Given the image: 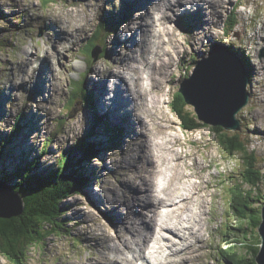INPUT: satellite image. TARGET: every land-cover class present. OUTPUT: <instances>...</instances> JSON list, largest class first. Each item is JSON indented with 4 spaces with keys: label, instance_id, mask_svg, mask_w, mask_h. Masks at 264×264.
Masks as SVG:
<instances>
[{
    "label": "rangeland",
    "instance_id": "374dc122",
    "mask_svg": "<svg viewBox=\"0 0 264 264\" xmlns=\"http://www.w3.org/2000/svg\"><path fill=\"white\" fill-rule=\"evenodd\" d=\"M127 3V0H0V124L3 122L5 124L4 126L0 125V137L6 139L7 142L4 148L5 154L2 158L5 169L15 170L16 166L23 163H33L34 161L40 169L44 170L51 167L57 169L59 164L56 163L62 151L73 149L74 145L78 147L85 146L83 141L78 143V139H84L85 142L91 144L95 134L91 135L93 129L91 131L87 130L93 125L92 114L89 115L84 106L90 108L92 106L89 105L87 100L82 101L83 96L81 94L85 95L88 92L87 90H92L97 94L100 93L99 89L97 90L95 87V82L98 78L102 80L101 76L108 72L107 70L101 73L104 67L105 70L108 69V65H103L105 63L110 64V61H112L109 51L112 53L117 46H120L115 43L116 36L114 35L116 32H113V30L116 27H114V23L125 15ZM151 3V0H135V13L140 9L146 10V8L147 11L152 13ZM100 5L105 7V12H99ZM188 8L192 7L189 6ZM177 9L178 12L174 16L170 12L173 17V20L168 23L170 33L175 32V34L185 36L190 25L195 21V15L193 12L188 15H186L187 13L182 14L180 5H177ZM75 12L81 14L76 16ZM89 12L91 13L88 14ZM220 14L222 19L217 23H212L217 27L215 30L211 28L214 31L213 33L209 28L210 31L208 30V32L197 37V40L196 38L188 39L189 45H187L188 43L183 44L184 51L180 56L175 57V65L171 71V75H173L168 77L163 88L158 91L157 83L154 81V88L144 90V97L136 100L138 107L143 112L145 110L142 119L143 121L147 120V127H156L149 135L153 143L156 141V139H153L160 137L162 133L165 137L167 134L170 135L173 141L175 137L177 144L179 143L175 152L181 151L180 159L184 160L181 167H184L185 172L192 173L194 179L196 178L199 193L203 195L205 204H207L204 212V217L206 216L203 221L204 227L197 230L198 223L194 226L196 235L202 234L201 240H197L198 237H191V248L195 251L189 250L180 253L188 258L181 264H226V262L227 264H234L237 261L235 258L246 251L242 243H235L232 249L228 248L229 255L232 258L226 260L222 253V250L230 245L229 240H232L233 243L236 238L242 239L244 235L242 231H235L234 229L237 226V219H235L237 212L233 210V206L237 205L236 192L246 193L251 188L243 177L246 167H250L251 161L249 163V160L251 157H245L247 153L242 149H236L232 146L229 148L227 142L229 139L225 140L220 133H214V130L218 129L220 125L200 124L194 126L195 120L192 116L197 114L195 106L186 102L179 91L184 81L193 76L194 71L212 52H222L234 62L237 69V83H235V86L240 96L235 95L228 101L221 102L219 107L223 112L221 114L219 110L216 117L220 118L221 115L228 114L229 107L233 106L236 100H238V105H242L234 112L235 119L241 122V131L235 129L237 131L235 132L229 121L227 123L228 127L222 128V132L227 133L229 136L235 135L239 140H243L249 147V153L256 157V167L264 173V82L261 83L260 87L257 84L260 80H264V42L258 39L260 37H254L257 31L264 33V0H229L226 1ZM86 15L88 16L87 22L82 20L85 19ZM179 18L183 24L182 26L176 25ZM130 21V19L126 20V25L134 26ZM225 21L229 33L224 30ZM105 22H109L106 32L103 27ZM84 26L88 27L85 28ZM157 26L158 24L155 23L154 27L156 29ZM93 32H96L95 35ZM156 32L158 31L156 30ZM214 33L216 34L215 38L212 37ZM156 37L158 39V36ZM211 37L214 41L203 42L206 39H211ZM166 38L168 39V36H165ZM72 40L74 41L72 42ZM111 40L113 42L110 44ZM192 41L193 45H191ZM202 42L203 44H201ZM228 42H231V46L226 44ZM99 45H103L104 49L103 52L97 55L94 49ZM132 46L135 48L131 51L135 54L131 59L132 65L135 66L138 72L148 70L146 59L142 60V57L140 58L136 43H132ZM90 47L91 50L93 49L91 53H94L96 59L90 56ZM234 48H237L239 54L244 55L245 62L242 63L246 66L250 77L247 86L249 101L247 100L246 104L240 101L242 96L239 83L244 79V70L234 58V54H236ZM118 51L119 54L125 55L128 49L122 45ZM236 56L238 57V55ZM78 60L83 62L80 71H77L75 66V62ZM254 61L257 64H254ZM46 64L50 68L54 67L51 69V73L54 74L55 78L48 83L51 87V97L49 98L48 94H45V96L39 94L41 98H39L40 100L36 105L40 89L34 83L39 84L37 79L40 78V69L42 70V67ZM94 64L103 67H94V73L88 77V70L85 71V69ZM33 68H35L34 73H32ZM154 68L150 69L152 73L155 71ZM158 77L160 75L156 78ZM163 78L165 80V76H161L162 80ZM91 79L95 80L91 81ZM83 86L85 88H82ZM29 88L32 91L28 90ZM9 93L11 94L10 99L4 102ZM156 94H162L160 101H156L154 104V106L159 105V108L146 106L148 105L147 98ZM73 97L76 98V102L72 101ZM78 100L79 102H77ZM92 104L94 106L93 99ZM28 106L33 112L39 107L37 110H39V115L43 119L41 120L42 126L40 124L41 128L38 127L37 122H26L25 113ZM134 109H137V107L133 106L132 108L133 116L136 117L137 114ZM47 110L52 114L46 116L45 112ZM71 111L72 116L70 117ZM85 113L88 114L89 118L86 122ZM155 113L161 115L162 124L159 128L155 123L158 120ZM211 119L214 122L219 121L217 118L211 117ZM18 126H20V129ZM144 130H146V127H139L141 134H144ZM24 132L27 133L26 137L22 136ZM100 132L101 135H99ZM102 132L103 130H98V133H96L97 140L107 141V135L102 134ZM132 132L135 133L137 137L135 141L137 140V142L129 144L131 154L136 151L137 145L139 146L141 143L139 132L135 128L132 129ZM254 132H257V135L261 137L259 138ZM112 136L115 137L114 134ZM118 136L110 144L99 146L98 152L91 153L88 156V159L92 161L91 163H81L85 172H80V175L85 178V173H88L90 179H86L85 185L82 184L80 190L73 191L70 197L62 201L61 227H54L52 234L49 232L43 234L41 241L35 243V245L27 246L23 262H21V259L17 264H72L68 262L69 256L76 260L75 264H109L106 260L98 261L96 258L101 253L100 251L104 250L100 247L102 237L97 235H100L103 231L105 234L107 233L108 238L116 236V228L118 229L122 220L118 215L109 214V199L113 198V194L110 192L108 195H104V193L108 192L113 185L122 188L121 183H126L127 179L123 178L122 180L123 174L121 173L125 169L136 167L130 157H124L120 142L122 141L120 137L123 136L121 134ZM71 137L72 141L69 142ZM62 142H66L64 146L61 145ZM149 152L152 153L151 150ZM124 158H127V164L120 166ZM138 158L136 152L133 159ZM144 161L146 159L140 161L139 168L134 169L136 170L135 173L141 171L142 174L147 171L148 167L146 165L150 164ZM93 163L98 167L94 166V169L91 166ZM44 165L50 166L45 167ZM144 166L146 167L143 168ZM37 171L43 173L42 170ZM260 187L264 191V183H261ZM255 188L257 189L254 190ZM254 189L255 193L259 192V187L255 186ZM132 202V208L135 209L133 204L137 201ZM139 202L141 201L138 200L135 204L138 209L130 214L131 219L134 220L137 230L145 231L144 226L149 224V231L151 232L150 215L148 223L145 219H142L147 214L146 212L142 214L138 206ZM142 204L143 201L139 203L140 206ZM197 210L201 214L204 209L198 207ZM146 211L149 212L148 207ZM141 221H143V224H141ZM62 223H64V226H62ZM239 223L240 221H238ZM129 232L124 234L125 240L130 238L131 234ZM162 232L169 234L165 229ZM247 233L251 234L252 231L248 230ZM255 233H257V230ZM173 240L174 238H167L165 241H169L170 244ZM165 248L166 251L171 253L170 245H166ZM106 251V254L113 260L117 259L118 262L115 264L123 262L124 258L122 256L124 257L125 253L120 255L118 252ZM126 251L124 250V252ZM170 255L172 259L176 257L174 254ZM140 258L144 259V257ZM162 259L167 260L166 257ZM228 260H233V262L231 263ZM0 264H16V262H13L11 257L0 249Z\"/></svg>",
    "mask_w": 264,
    "mask_h": 264
},
{
    "label": "bare ground",
    "instance_id": "6f19581e",
    "mask_svg": "<svg viewBox=\"0 0 264 264\" xmlns=\"http://www.w3.org/2000/svg\"><path fill=\"white\" fill-rule=\"evenodd\" d=\"M127 1H128L126 5L127 11L125 12L126 16L124 15L120 17L119 20L117 19L116 22L114 21L116 23L115 24L116 28L113 30V32H116L114 35L116 36L115 43L120 46H117V48L112 53L109 51L110 56H112V61H110V64L105 63L103 65V66L108 65V69L105 70L104 67L101 73H104L107 70L108 72L106 74L104 73L103 76H101L102 80H100V78L96 79L95 87L97 90L99 89L100 93L97 94V92L95 93L94 91H92V96L94 99V106L97 103L96 111L99 112L100 114H103L102 115L103 118L106 119L108 117V120L103 126L99 128V131L103 130L102 134L107 135L108 140L115 138L120 134L124 137V143L123 140L120 141L123 147L122 153L124 157L126 156L132 159V163L136 164L135 167L136 169L139 168L140 161L144 159H146V161L144 162H148L150 165H146L148 169L142 174L141 171L140 173L139 172L135 173L136 172V170H134L135 168L125 169L121 173L123 174L121 179L123 180V178H126L127 180L126 183L123 182L121 183L120 181V183L122 184L121 186L122 188H119L117 185H113L112 187H110L108 192L104 193V195H108V193L110 192L113 194V198L109 199V204H110V205L108 204L109 214L118 215L122 221L118 229L116 228V236L114 237L110 236L108 238V236L106 235L107 233L105 234L103 231L100 235H97L99 237H102V241L100 242V247H102L104 250L100 251L101 253L96 258L98 259V261L106 260L107 262H109V264H115L116 262H118L117 259L113 260L111 257H109L106 254L107 252L106 250H111V252H118L120 255H124L125 253V256L124 257L122 256L125 259V262L132 263L129 257L132 256L133 258H136L139 256V257H144V259H146L148 257L146 255V251L147 248H149L151 249L152 259L155 262L154 264H181L182 262L186 261L188 258L184 257L180 253H184L189 250L195 251V249L191 248L192 246L191 237H198L197 240H199L202 236V234L196 235L194 231V226L197 225L198 223L197 230H199L200 228L202 229L204 227L203 221L206 218V216L204 217V212L207 204H205V199L203 195L199 193V186L196 183L197 180L195 181L196 178L194 179L192 173L185 172L183 169L184 167L183 168L181 167V164L184 163V160L180 159L181 151L178 153L175 152V150L177 149L176 146L179 145V143L177 144L175 137L173 136L174 137V141H173L170 135L167 134V136L165 137L164 133H162L160 137H155L153 139V140L156 139V141H154L153 143V141L150 140L149 135L150 132L154 131L156 127L155 128L147 127L148 124L146 122L147 120L145 119L146 121H143L142 119V116L144 117V115L142 114L145 112V110L143 112V110L138 107L136 100L138 98L142 99L144 97L143 91L147 89H153L155 83H157L158 91L163 88L164 83L167 82L168 80V77L173 75V74L171 75V71L173 66L175 65V60H176L175 57L180 56V54L183 53L184 51L183 44H187L188 39L192 40L193 38H196L197 40V37L208 32L209 28L210 30L212 29L215 30L217 27H215L216 25H213L212 23L213 22L217 23L219 22V20L222 19L220 14L221 9L225 6L226 1L229 0H175V1L151 0L152 3L150 5L153 6L152 11H154V16H152L151 13L147 11V8L146 10L140 9L138 12L135 13L136 10L135 0H127ZM110 5L112 6V4ZM177 5H182L181 11L185 9L184 12H186L187 7L189 6L196 7L197 10L193 12L195 15V21L193 24L190 25L185 36H182L181 34L178 33H176L177 34L176 35L175 32L170 33V25L168 23H170L173 20V17L171 16L170 12L174 16V14L178 12ZM157 10L160 12V15ZM155 11L157 12L155 13ZM99 12H105V7L100 5ZM90 13L91 12H89L88 14ZM75 14L76 16H78L81 13L79 14V12H75ZM188 14L191 13H187L186 15ZM87 15L85 19L82 20H86L87 22V18H88ZM128 19L131 20L130 23H132L134 26L131 27L126 25V20ZM155 23L158 24L157 29L154 27ZM64 25L67 26L66 24ZM176 25L178 26L183 25L180 18L176 22ZM226 27L227 24L225 21L224 30ZM156 30L158 32H156ZM213 30L211 31L212 33L214 32ZM68 35L70 34L68 33ZM155 36H158V39L157 37L155 38ZM165 36H168V39L167 38L165 39ZM257 36L260 38H258ZM111 37L113 39L112 35ZM212 37L215 38L216 34L214 33ZM212 37L211 39H206L203 42L206 43L207 41L210 42L214 41ZM254 37L261 39V41L264 42L263 32L257 31ZM112 42L113 41L111 40L110 44ZM203 42L201 44H203ZM132 43L134 44L136 43L137 45L136 49L139 48L140 58L142 57V60L146 59L145 61L147 66L146 65L145 66L147 67L148 70H143L142 72H138L135 66L132 65L131 59L133 58V56H135V54L131 52L133 49H135L133 48ZM166 43L168 46L166 45ZM181 43H182V48H181ZM257 43L258 41L256 42V44ZM193 44L194 43L192 41L191 45ZM226 44H229L231 46V42H228ZM122 45L123 47L126 46V48L128 49V52L125 55L119 54L118 51ZM187 45H189V43ZM233 50L237 52V48H234ZM97 51L101 52V48L98 47ZM82 63L83 62L79 60L75 62L77 71L81 70L80 67L82 66ZM254 64H257L256 61H254ZM94 67L102 68L95 64L89 65L87 69H85L88 70V77H90V75L94 73V69H95ZM153 67H155L154 73H152V70H150L151 68L153 69ZM52 68L54 67L50 68L47 64L44 67H42V70H40L41 71L40 78L37 79L39 84L34 83L36 84L35 86H37L40 89V92L38 93V101L36 102V105L40 100L39 98H41L39 94H43V96H45V94H48V97L49 98L51 97V87L48 85V83L55 78L54 74L51 73ZM244 68L245 71L243 72V74L244 77L247 78L248 71L246 69V66H244ZM34 69L35 68L32 69V72ZM253 72L255 73V71ZM159 75L160 77L156 78ZM161 76H165V80L164 78L162 80ZM92 80L95 79H91V81ZM154 81L155 83L153 84ZM263 82L264 80H260L259 82H257L259 87ZM28 90H31V88H29ZM114 90H115V94L113 95L112 91ZM55 91L56 89L54 90V92ZM112 95L113 97H117L118 101L115 102L110 100V97ZM161 96L162 94H156L155 96L150 95L147 98L148 105L146 106L159 108V105L154 106V104L156 101H160ZM10 97L11 94L9 93L7 98L4 100V102L6 100H9ZM39 106L43 107L41 105ZM133 106L137 107V109H134L135 110L134 112L137 114L136 117L133 116V112H132ZM2 108H3V103H2ZM37 109H39V107H37ZM37 109L35 113L31 111V108L28 106L26 108L25 120L26 122H37L38 127L41 128L42 126L41 120L43 119H41L39 115V110ZM48 112L49 110L45 112L46 116L52 114ZM90 113L91 112L88 111L89 115ZM159 113L155 115L158 119L155 122L157 128H159V126L162 124L161 115H159ZM147 116L149 115L147 114ZM91 119L92 120L95 119L94 115H91ZM200 122L207 124L204 120H201ZM3 123H1L0 125L4 126L5 124ZM107 125L111 126L112 127L111 129H113V133H110V135L107 133ZM140 126L146 127V130H144L145 131L144 134H141L139 132ZM92 128L93 125L90 128V130ZM134 128L136 129V131L139 132L138 135L141 137L140 139L141 143L139 146L137 145L135 149L136 151L133 152V154H131L132 151L129 147V144H132L133 142H137V140L135 141V138L137 137L135 133L132 132V129L134 130ZM221 128H226V127L221 125ZM235 129L236 128H234V130ZM158 132L156 131V133ZM254 133L257 135V132ZM113 134L115 135V137L112 136ZM25 135H27L26 132H24L22 136ZM99 135H101V132L99 133ZM257 136L259 138L261 137L259 135ZM123 137L120 138L123 139ZM71 141H72V137L69 142ZM93 142L95 144L79 147V151H77V154H75V162L70 168L71 169L70 173L73 174L76 170H80V172L82 173V171H84L83 170L84 167H82L81 163L92 162L87 158L88 155L84 153V151L87 149L91 153L98 152L99 144L96 143V141ZM65 143L66 142H62L61 145L64 146ZM111 146H115V145H111ZM150 150L152 151V153L149 152ZM136 152L138 153L139 158L133 159L134 154ZM152 155L155 156L156 158L154 157L152 159L151 158L153 157ZM186 158H187V154H186ZM126 164H127V158L126 159L124 158L120 166H125ZM91 166L98 167L94 163ZM146 166H144L143 168H145ZM3 168L5 169V167ZM158 177H160L159 182L157 180ZM85 179L88 180L90 179V175H88V173H85ZM2 182L5 183L6 181H2ZM86 194L90 196L88 193ZM139 198L144 199L143 204L140 207L142 214H143L142 211L143 207L144 208L148 207L149 212L151 213L150 214V224L152 225L151 232L149 231V224L146 225L147 229H145V231H142L141 229L137 230L135 228L134 220L131 219L132 217L130 216V214L138 209V208L133 209L131 202L134 200L138 202ZM198 207L204 209L203 213L199 214L197 212ZM126 222L128 224H125ZM124 225H126V227H124ZM163 229L168 231L169 234H164L162 232ZM129 231L131 233L130 238L125 240L124 234ZM167 238L168 239L174 238V240L172 242L170 241L171 243L169 244V241H165ZM151 241H154V244L150 246L149 243ZM166 245H170V250H171V253L170 251H168L167 256H165V253L167 252L165 248ZM124 250L127 251L124 252ZM170 254H174V256L176 257L172 259L169 257L171 256ZM161 257L162 258L166 257L167 260H164ZM75 261L76 260H74L72 256L68 257V262L75 264L74 263Z\"/></svg>",
    "mask_w": 264,
    "mask_h": 264
},
{
    "label": "trees",
    "instance_id": "16d2710c",
    "mask_svg": "<svg viewBox=\"0 0 264 264\" xmlns=\"http://www.w3.org/2000/svg\"><path fill=\"white\" fill-rule=\"evenodd\" d=\"M225 30L229 33L227 27ZM192 118L195 120L194 126L204 124L199 121L197 114H193ZM222 130L220 126L214 130V133H220L225 140L229 139L227 141L229 148L232 146L236 149H242L247 153L245 157H251L249 160V163L251 161L250 167L247 166L248 169L246 167L245 172H243L245 182L251 186V191L248 190L246 193L237 191V205L233 206V210L237 212V216H235L237 226L234 229L235 231H242V234H244L242 239L244 241L236 238V241L232 243V240H229L230 245L224 248L225 250H222V253L226 260L232 258L229 255V249H232L235 243H242L246 251L235 258L237 261L234 264H256L255 256L259 251L260 236L258 231L257 233L255 232L258 230L262 219L261 208L264 202V191L260 185L264 183V173L256 167V157L249 153L250 150L247 144L243 140H239L237 136H229ZM6 143V139L0 137V180L14 182L13 185L16 190L24 196L25 199L23 198V200L25 203L24 210L20 216L0 219V249L17 264L21 259V262H23L27 246L35 245V243L41 241L43 234L48 232L52 234L54 227H61L60 220L63 216L62 201L70 197L73 191L80 188L82 184L85 185L86 179L83 178V175H80V170H76L73 174L62 173L67 165L72 164L71 159L66 157L60 164V168L63 170L56 172L51 171L48 173V171H44L39 173L36 169L38 164L35 161L16 166L15 170L4 169L5 165L2 158L5 154ZM255 186L259 187V192L257 193L254 192L257 189H254ZM238 221H240L239 224ZM62 226H64V223H62ZM248 230L252 231V233L248 234ZM228 261L233 262V260Z\"/></svg>",
    "mask_w": 264,
    "mask_h": 264
},
{
    "label": "water",
    "instance_id": "95a60500",
    "mask_svg": "<svg viewBox=\"0 0 264 264\" xmlns=\"http://www.w3.org/2000/svg\"><path fill=\"white\" fill-rule=\"evenodd\" d=\"M94 52L97 55L100 53L95 49ZM92 56L96 59L94 53H92ZM236 74L237 69L234 62L226 54L212 52L194 71L193 76L184 81L179 91L183 94L186 102L194 104L197 115L207 124H218L227 128V123L230 121L234 128L240 129L238 121L233 117L234 112L242 106L237 104L238 100L235 101L233 106L229 107L228 114L221 115L220 118L216 117L221 102L228 101L235 95L239 96L235 86V83H237ZM238 79L240 80V78ZM245 84L246 77H244L242 85L240 84L242 90V93H240L242 100L240 101L246 104L248 97L245 92ZM222 112L220 110L221 114ZM70 115L72 116V113ZM210 116L217 118L219 121L214 122ZM231 118L234 119L231 120ZM262 206V219L257 230L260 235V247L255 256L256 264H264V203ZM23 210L24 202L21 195L14 191L11 186L5 188L0 183V219L18 217Z\"/></svg>",
    "mask_w": 264,
    "mask_h": 264
},
{
    "label": "clouds",
    "instance_id": "9594fccd",
    "mask_svg": "<svg viewBox=\"0 0 264 264\" xmlns=\"http://www.w3.org/2000/svg\"><path fill=\"white\" fill-rule=\"evenodd\" d=\"M240 92L242 93V90H241V85H240ZM245 92H246V94H247V97H248V99H249V92H248V90H247V87L245 86Z\"/></svg>",
    "mask_w": 264,
    "mask_h": 264
}]
</instances>
